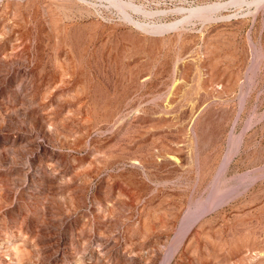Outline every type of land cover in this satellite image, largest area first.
I'll return each mask as SVG.
<instances>
[{"label":"rangeland","instance_id":"rangeland-1","mask_svg":"<svg viewBox=\"0 0 264 264\" xmlns=\"http://www.w3.org/2000/svg\"><path fill=\"white\" fill-rule=\"evenodd\" d=\"M174 1L0 0V264H264V0Z\"/></svg>","mask_w":264,"mask_h":264},{"label":"built area","instance_id":"built-area-1","mask_svg":"<svg viewBox=\"0 0 264 264\" xmlns=\"http://www.w3.org/2000/svg\"><path fill=\"white\" fill-rule=\"evenodd\" d=\"M132 1L138 5H144L146 8L152 11H166L167 14L163 16L165 18L172 12L171 9L169 8L171 6L167 5V0H132ZM223 1H227V0H175L174 6L172 7H179L175 9L176 11L182 7L189 9V8H194V7H198L201 5L220 3ZM175 11L173 10V12Z\"/></svg>","mask_w":264,"mask_h":264},{"label":"crops","instance_id":"crops-1","mask_svg":"<svg viewBox=\"0 0 264 264\" xmlns=\"http://www.w3.org/2000/svg\"><path fill=\"white\" fill-rule=\"evenodd\" d=\"M204 119H206V118H204ZM204 121H205V120H204ZM244 143H245V138H243L242 145H241L240 149H242V148H243V146H244ZM252 211H253V210H252ZM252 211H251V212H252ZM258 211H259L258 209H257V210L255 209V211H254V212L256 213V212H258ZM256 235H260V236H262V235H261V234H259V233H258V234H256Z\"/></svg>","mask_w":264,"mask_h":264}]
</instances>
